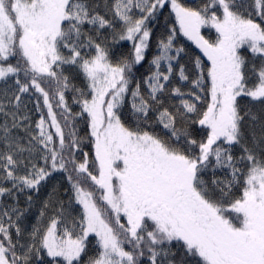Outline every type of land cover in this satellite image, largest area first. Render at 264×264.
Returning a JSON list of instances; mask_svg holds the SVG:
<instances>
[{
    "label": "snow or ice",
    "instance_id": "obj_1",
    "mask_svg": "<svg viewBox=\"0 0 264 264\" xmlns=\"http://www.w3.org/2000/svg\"><path fill=\"white\" fill-rule=\"evenodd\" d=\"M0 264H264V0H0Z\"/></svg>",
    "mask_w": 264,
    "mask_h": 264
},
{
    "label": "trees",
    "instance_id": "obj_2",
    "mask_svg": "<svg viewBox=\"0 0 264 264\" xmlns=\"http://www.w3.org/2000/svg\"><path fill=\"white\" fill-rule=\"evenodd\" d=\"M204 31V34L207 36L209 35L208 31L206 30H203ZM213 36V34H211ZM214 37V36H213ZM155 37L153 38V41H152V44H153V50H154V45H155ZM182 40L184 41V43L187 44V46L194 52H196L197 54H199L198 50L195 49V46L191 44V42L189 41H186L184 38H182ZM131 49V42H122L121 45H118L117 48H116V52L119 54V53H127L129 52ZM145 69L144 68H141L140 71L143 72ZM86 131L84 129H82V134L83 132ZM85 150H88L87 149V146L85 148Z\"/></svg>",
    "mask_w": 264,
    "mask_h": 264
},
{
    "label": "rangeland",
    "instance_id": "obj_3",
    "mask_svg": "<svg viewBox=\"0 0 264 264\" xmlns=\"http://www.w3.org/2000/svg\"><path fill=\"white\" fill-rule=\"evenodd\" d=\"M189 2H190V0H189ZM206 31H208V30H206ZM211 34H213V36L215 35L214 30L212 31ZM197 50H198V49H197ZM198 52H199V50H198Z\"/></svg>",
    "mask_w": 264,
    "mask_h": 264
}]
</instances>
